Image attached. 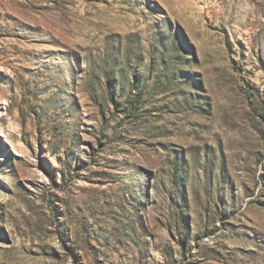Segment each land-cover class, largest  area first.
<instances>
[{
    "label": "rangeland",
    "instance_id": "obj_1",
    "mask_svg": "<svg viewBox=\"0 0 264 264\" xmlns=\"http://www.w3.org/2000/svg\"><path fill=\"white\" fill-rule=\"evenodd\" d=\"M0 264H264V0H0Z\"/></svg>",
    "mask_w": 264,
    "mask_h": 264
}]
</instances>
